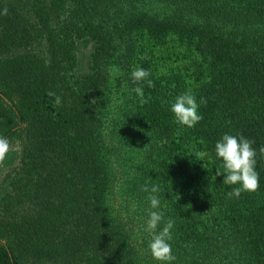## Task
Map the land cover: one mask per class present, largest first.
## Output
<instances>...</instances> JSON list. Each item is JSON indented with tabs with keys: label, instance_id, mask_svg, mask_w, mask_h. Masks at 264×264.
<instances>
[{
	"label": "trees",
	"instance_id": "16d2710c",
	"mask_svg": "<svg viewBox=\"0 0 264 264\" xmlns=\"http://www.w3.org/2000/svg\"><path fill=\"white\" fill-rule=\"evenodd\" d=\"M5 8L0 136L28 141L21 186L0 198V264H168L148 247L150 211L174 221L170 264H264V0H0ZM82 39L93 41L89 58ZM114 59L132 96L119 148V127L111 120L110 144L102 125ZM136 68L152 87L133 82ZM185 92L200 105L194 127L171 111ZM224 134L257 152L259 188L239 198L215 175ZM125 144L139 158H122ZM145 185H159V209Z\"/></svg>",
	"mask_w": 264,
	"mask_h": 264
},
{
	"label": "clouds",
	"instance_id": "9594fccd",
	"mask_svg": "<svg viewBox=\"0 0 264 264\" xmlns=\"http://www.w3.org/2000/svg\"><path fill=\"white\" fill-rule=\"evenodd\" d=\"M7 13L8 10L5 8L0 14L7 15ZM131 76L133 82L137 85L146 81L149 87L153 86V81L148 79L150 71L144 68L134 69ZM132 91L139 96L141 104L148 102L144 98V91L141 86L133 88ZM48 95L55 98L57 105L61 103V98L55 92L49 91ZM201 103H206V101L201 100ZM199 106L195 96L191 92H185L175 98V101L171 104V111L177 123L187 127H194L203 119L198 111ZM253 144L254 141L245 138L243 135L235 136L230 134H224L215 144L216 156L222 161L220 167L216 169L215 175H223V184L225 185H239V187H235L227 193L229 197L235 196L239 198L242 192H253L259 188V173L256 171L257 152L253 148ZM12 148L13 146L9 139L0 136V162L5 159ZM259 153L264 156V147L259 149ZM194 155L197 160H202L207 154L203 151H196ZM142 190L150 193L148 200L151 208L159 209L161 203L157 195L160 192L159 185H152L151 188L145 185ZM161 225L163 226L161 227ZM173 227L174 221L171 218L165 220L162 211H150L145 230L151 236L148 247L155 260L168 262V264L176 260L169 243L173 238Z\"/></svg>",
	"mask_w": 264,
	"mask_h": 264
},
{
	"label": "rangeland",
	"instance_id": "374dc122",
	"mask_svg": "<svg viewBox=\"0 0 264 264\" xmlns=\"http://www.w3.org/2000/svg\"><path fill=\"white\" fill-rule=\"evenodd\" d=\"M151 8L146 5H139V8ZM93 41L82 39L81 48L85 53L84 57L89 58V54L93 52ZM1 49V48H0ZM82 51V53H83ZM88 56V57H87ZM104 71H107L106 76L108 79V97H107V105L105 106V110L103 111L104 118L102 121V125L105 126L106 130L104 131L107 138V141L111 144V120L113 123L118 126L117 131V148H119V140L121 136L120 126L123 124V119L121 116V110L124 109L126 112L127 109V101L132 98L131 96V87L128 86L127 81L122 82L121 84L118 81L119 77L125 78L128 76L129 71L125 70V66L122 65L117 59L111 60L108 66L103 67ZM96 68L93 70L95 71ZM91 70H88L87 73H90ZM23 139L16 138L15 140L10 141L13 148L6 155L5 159L0 163V198H4V196L9 192L12 193L15 189L21 186L20 179H22L20 172L21 161L24 155V149L26 146V142L28 141L26 133L22 137ZM120 138V139H119ZM121 156L122 158L134 157L133 159L139 158L138 150L131 149L128 144L122 146ZM111 164V161H110ZM26 183V181H25ZM29 186V184H28ZM114 190L118 194H122L123 187H119V184L116 183L114 185ZM111 197V194L110 196ZM119 198V197H118ZM109 207H111V202ZM111 211V210H110Z\"/></svg>",
	"mask_w": 264,
	"mask_h": 264
},
{
	"label": "water",
	"instance_id": "95a60500",
	"mask_svg": "<svg viewBox=\"0 0 264 264\" xmlns=\"http://www.w3.org/2000/svg\"><path fill=\"white\" fill-rule=\"evenodd\" d=\"M5 101L10 104L9 100L5 98Z\"/></svg>",
	"mask_w": 264,
	"mask_h": 264
}]
</instances>
